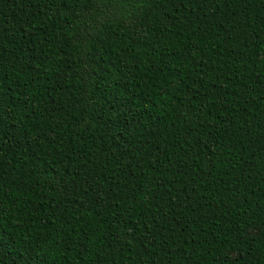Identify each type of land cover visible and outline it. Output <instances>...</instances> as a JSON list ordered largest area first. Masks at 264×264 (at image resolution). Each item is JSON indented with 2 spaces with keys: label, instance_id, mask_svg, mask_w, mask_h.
I'll use <instances>...</instances> for the list:
<instances>
[{
  "label": "trees",
  "instance_id": "trees-1",
  "mask_svg": "<svg viewBox=\"0 0 264 264\" xmlns=\"http://www.w3.org/2000/svg\"><path fill=\"white\" fill-rule=\"evenodd\" d=\"M0 264H264V0H0Z\"/></svg>",
  "mask_w": 264,
  "mask_h": 264
}]
</instances>
